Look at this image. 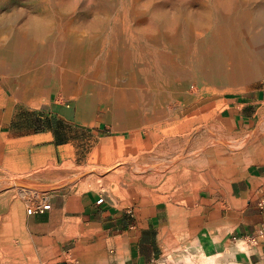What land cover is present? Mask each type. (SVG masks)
<instances>
[{"label":"crops","instance_id":"1","mask_svg":"<svg viewBox=\"0 0 264 264\" xmlns=\"http://www.w3.org/2000/svg\"><path fill=\"white\" fill-rule=\"evenodd\" d=\"M83 60L96 89L83 91L79 83L65 90L59 83L56 97L28 73L0 70V179L36 187L50 204L34 214L25 202L20 209L25 245L39 264H161L166 256L187 264V250L199 252L200 264H264V235L248 241L264 231V136L239 145L255 131L264 92L222 96L185 111V124L208 127L231 145L194 141L196 158L187 154L168 169L140 171L133 163L142 165L145 149L157 144L144 141L140 129L162 115L152 102L156 118L144 120L142 96L113 89L115 75L105 91L93 60ZM57 123L67 129L60 143ZM191 138L181 149L190 148ZM90 162L107 168L102 181L71 171Z\"/></svg>","mask_w":264,"mask_h":264},{"label":"rangeland","instance_id":"2","mask_svg":"<svg viewBox=\"0 0 264 264\" xmlns=\"http://www.w3.org/2000/svg\"><path fill=\"white\" fill-rule=\"evenodd\" d=\"M257 1L248 0L246 10L250 11L242 15L237 0H0V70L28 73L29 80L40 81L41 88L56 97L59 83L65 90L79 88V83L83 91L96 89L88 62L83 60L89 59L95 64L97 80L104 78L105 91L111 89L115 75L112 88L117 91L142 98L148 91L162 92L160 100H151L155 113L162 116L151 127L140 129L144 141L157 144L145 149L142 165L133 164L140 171L168 169L187 154L196 158L199 152L191 147L201 142L220 139L231 145L208 127L185 124V111L190 113L195 104L208 105L222 96L264 92V22L253 10ZM189 14L202 25L186 31L181 18ZM211 23L226 28L214 34L218 28L208 30ZM159 33L161 46L154 39ZM94 49L99 54L96 57ZM107 51L112 60H106ZM145 107L144 113L149 112ZM97 112L103 119V112ZM147 115L144 120H149ZM256 121L252 130L257 132L240 143L264 136V104ZM190 137L197 144L187 142L190 148L181 149ZM174 147L180 149L177 154ZM106 170L98 162L71 169L73 173L91 172L95 182L102 181ZM28 190L41 192L17 179H0V264H39L36 253L25 245L20 227L21 204L26 203ZM184 253L187 264L201 263L198 251ZM165 258L161 264H173L174 257Z\"/></svg>","mask_w":264,"mask_h":264},{"label":"bare ground","instance_id":"3","mask_svg":"<svg viewBox=\"0 0 264 264\" xmlns=\"http://www.w3.org/2000/svg\"><path fill=\"white\" fill-rule=\"evenodd\" d=\"M254 5H255V7H254V9L253 10H255V12L256 13H258L257 15H258V19L260 20V21H262V22H264V0H259V1H257L256 3H254ZM237 6H239V10H240V12H241V14L243 15V14H247V13H249V11H250V9L249 10H246L248 7H249V2H248V0H244L243 2L241 1V0H237V3H236V7ZM239 14V13H238ZM256 18V17H255ZM181 21H182V23H183V25H182V28H184V29H186V31H188V30H192V29H194V27H197V26H200V25H202L201 23H199V22H197V20L196 19H194V16L193 15H191V14H189V15H185V16H183L182 18H181ZM257 23H258V21H257ZM256 23V24H257ZM229 27H231L230 25H229ZM207 28H208V30H210V31H216L217 30V28H218V30H217V32L216 33H214V34H221L223 31H221V30H224L225 28H224V26H221V27H216V25L214 24V23H211V24H208L207 25ZM206 28V29H207ZM228 28V27H227ZM262 28V27H261ZM264 30V29H263ZM162 36H161V33H159L158 35H156L155 36V38L154 39H156V41H158V45L159 46H161L162 45V42H163V40H162V38H161ZM163 44H164V42H163ZM160 66L161 67H163V65H162V63L160 62ZM177 68V65L176 64H174V71H176V68ZM173 71V70H172ZM164 94L162 93V92H158V91H156V90H154V91H148L147 93H146V95H143V97H145L144 99H146L147 101V104H148V108H151V104L150 103H152V101L151 100H160V98H161V96H163ZM157 98V99H156ZM149 100H150V103H149ZM143 101V100H142ZM153 106V105H152ZM179 110V109H178ZM170 116V115H169ZM179 116V115H178ZM160 117V116H159ZM165 117V116H164ZM174 117V116H173ZM153 118H156V116L154 115V114H152V112H149V114L147 115V119H153ZM163 118V117H162ZM178 118V117H177ZM157 119V118H156ZM184 119V118H183ZM187 119V118H186ZM185 119V120H186ZM155 120V119H154ZM161 120V119H160ZM181 120V119H180ZM179 120V121H180ZM188 120V119H187ZM161 124V123H160ZM177 125V124H176ZM180 126V125H179ZM198 127H200V126H198ZM197 127V128H198ZM259 127V126H258ZM194 128V127H193ZM196 129V128H195ZM259 129V128H258ZM257 130V129H256ZM255 130V131H256ZM261 130V129H260ZM151 131V130H150ZM163 131V130H162ZM257 132V131H256ZM185 133V132H184ZM156 136V135H155ZM154 136V137H155ZM217 139V138H216ZM215 140V139H214ZM220 141V139L218 140V142ZM259 141V140H258ZM210 142V141H209ZM245 142V141H244ZM155 143V142H154ZM215 143H217L216 141H215ZM247 143V142H246ZM253 143V142H252ZM206 144V143H205ZM208 144V143H207ZM242 144V143H241ZM251 143H249V145H250ZM258 144V143H257ZM256 144V145H257ZM264 144V143H263ZM210 145V144H209ZM240 145V144H239ZM242 145H244V144H242ZM248 145V144H247ZM254 146V145H253ZM207 147V146H206ZM247 148H248V146H247ZM256 148V147H255ZM238 153V152H237ZM180 155H181V153H180ZM226 156V155H225ZM238 156V155H237ZM249 156V155H248ZM179 157H181V156H179ZM40 158V157H39ZM177 158H178V156H177ZM175 159V158H174ZM175 161V160H174ZM163 163V165H164V162L162 161L161 162V164ZM160 165V162L159 163H157V165ZM171 164V163H170ZM161 167V166H160ZM164 167V166H163ZM206 168V167H205Z\"/></svg>","mask_w":264,"mask_h":264},{"label":"built area","instance_id":"4","mask_svg":"<svg viewBox=\"0 0 264 264\" xmlns=\"http://www.w3.org/2000/svg\"><path fill=\"white\" fill-rule=\"evenodd\" d=\"M26 212L27 214H34L38 212H44L45 210L50 208V204L46 198V196L40 191H30L26 192ZM102 198L98 200L101 202ZM260 206L263 205V202L259 203ZM260 235H264V231L259 230L257 234L251 235L248 237V241L250 243H257V237Z\"/></svg>","mask_w":264,"mask_h":264},{"label":"trees","instance_id":"5","mask_svg":"<svg viewBox=\"0 0 264 264\" xmlns=\"http://www.w3.org/2000/svg\"><path fill=\"white\" fill-rule=\"evenodd\" d=\"M57 125L60 127V126H61V123H58ZM58 126H57V128H58ZM62 128H64V127H61L60 129L58 128L59 130L57 131V135H56V133H55V135H56V137H57V139H56V142H57V143H58V142L60 143V142L62 141V140L60 139V137H59V134L63 132V131H62Z\"/></svg>","mask_w":264,"mask_h":264}]
</instances>
